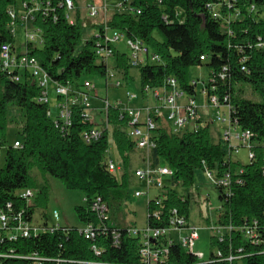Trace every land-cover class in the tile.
<instances>
[{"label": "trees", "instance_id": "obj_1", "mask_svg": "<svg viewBox=\"0 0 264 264\" xmlns=\"http://www.w3.org/2000/svg\"><path fill=\"white\" fill-rule=\"evenodd\" d=\"M77 6L78 1L73 0ZM218 0H129L123 1L126 12H116L107 21L111 28L122 31L128 38L138 39L162 57L161 63H148L140 68L143 92L163 87L168 78H175L188 94H197V84L188 80L192 66L203 65L202 55L210 67L209 94L221 102L230 97L231 116L237 125L253 134L252 149L256 156L240 164L227 156L225 144L214 142L209 123L198 129L185 128L179 133L164 123L156 135V147L150 151L152 166H168L173 175L164 179L166 198L164 209L179 208L187 217L190 199L180 195L176 188L194 185L198 169L211 170L217 175L232 173L231 194L219 188L217 224L234 229L220 242L213 241L227 256L231 252L241 255L235 264H264V50L257 48L264 41V0H256L260 9L234 21L233 35L224 31L220 20L208 11V4ZM38 7L34 29L40 31L42 48L30 44V52L39 55L43 67L60 84L68 82L78 88L92 76L107 77L108 64L95 55L94 38H85L84 26L77 15L72 22L68 17L65 0H0V44L11 42L16 47V35L11 34L10 9L22 10V4ZM243 4V3H242ZM126 5V6H124ZM78 7V6H77ZM245 8V5H243ZM79 8H77L78 11ZM140 11L141 13H137ZM245 11V10H244ZM104 24L93 25L96 32ZM116 67L128 77L130 56L117 53ZM246 57L245 61L242 59ZM246 69H243V67ZM224 73L222 79L220 74ZM93 81V80H92ZM214 88V90L212 89ZM258 94L261 101L251 95ZM39 87L27 73L0 69V141L7 144L10 125L19 128L20 137L6 148L4 166L0 167V211L7 203L15 210L25 209L26 219L32 222L34 206L19 197L29 188L30 170L39 166L45 173L59 178L69 189H81L86 205L76 207L84 225L98 227L99 220L92 210L95 197H102L109 205L106 230H97V237L89 240L78 227L61 226L54 232L45 231L28 238L0 240L2 264H141L140 242L129 233L130 227H120L111 215L118 214L128 197L127 185L133 178L132 158L138 151L136 141L128 135L129 118L121 108L113 107L108 115L111 129L98 141L87 143L81 133L89 124L78 114L65 131L57 128L48 116L49 105L38 101ZM123 115V117H122ZM14 141V142H15ZM113 142L123 163L120 176L109 170V148ZM142 161L147 152L143 149ZM140 185L142 186L143 183ZM257 221L259 242L244 238L238 230L246 222ZM164 225V223H160ZM44 226H49L47 222ZM120 233L115 244L114 232ZM96 246L100 253L93 249ZM241 249V250H240ZM216 254L211 253L210 259ZM162 264H229L228 261H199L183 247L173 245L170 258Z\"/></svg>", "mask_w": 264, "mask_h": 264}, {"label": "built area", "instance_id": "obj_2", "mask_svg": "<svg viewBox=\"0 0 264 264\" xmlns=\"http://www.w3.org/2000/svg\"><path fill=\"white\" fill-rule=\"evenodd\" d=\"M65 2L68 10V17L74 22L75 18L71 11H76V5L73 0H65ZM120 5L123 7V3ZM243 5H245V8ZM22 8V10H9L11 16L10 30L13 35H16L17 33V23L22 22L24 25H27L29 22H32L35 12L38 10V7H29L27 3H23ZM207 8L215 19L221 21L224 31L231 36L233 35L232 25L235 20L243 19L249 13L253 15L261 10L256 0H218L217 2L208 4ZM107 9L106 0L105 3L101 5H98L97 3L92 4L88 8V15L90 17H97L102 13H106ZM261 12L262 15H264V11ZM137 13L141 12L137 11ZM35 31L40 34L38 29H35ZM94 35L95 55L99 61L106 64H108V60L115 54L116 42L123 38L126 39V43L131 49V67H141L148 63L162 62V57L159 53L149 48L140 40L128 38L122 31L111 28L107 24L102 31L96 32ZM37 37L38 35L34 34L29 29H26V40L23 43L22 51H19L17 47H14L11 42L1 43L0 69L5 72L17 71L19 74L27 73L35 80L39 87V95L36 99L49 105L48 116L54 119L57 128L61 131H65L70 127L76 116L81 114L82 121L89 124V126L81 133L83 140L87 143L100 140L105 135L106 130L111 129V123H109L108 120L109 112L113 107L121 108V111L125 112V116L129 118V126L127 129L128 135L136 141V145L139 149H143L147 152L145 160L133 170V174L139 180V183H143L141 189L135 191L136 197L149 195V191L153 187L164 188V179L173 175V170L168 166H152L150 161V151L156 147V135L163 124V119L164 121L167 120L168 122H173L177 127L175 130L176 132L181 131L184 128L198 129L201 125H204V122L201 120L202 115L199 112V96L206 100L209 107L216 110V121H226V119L220 114V108L226 107L229 111V126L224 133V141L225 144L228 145V150L226 147L228 153L227 156L232 159L231 156L234 151L238 152L241 147H248L250 150V161L255 158L256 154L252 149L251 144L253 134L250 130L240 128L237 125V122L232 119V105L228 103L230 97L225 95V102H221L215 94H209L207 87L209 83L214 82L215 78H213V76L208 77L207 80L193 81V83L197 84V94L195 96L185 92L179 86V83L175 78H168L165 86L154 90L156 97L163 100L162 108L157 107L156 109H152L148 106L139 109L128 108L124 107L120 101L112 103L107 98H101L102 105L100 107H95L91 101L92 97L99 96L92 80L88 79L84 81L82 86L78 88L73 83L68 82L67 84H60L51 78L48 71L43 67L41 59L30 52L29 45H34ZM256 47L264 50V41L259 39L256 43ZM207 59L208 57L206 55H202L200 58L203 62ZM245 59L246 57H244L242 61H245ZM243 69H246V67L244 66ZM111 77L112 74L108 72L106 82H109ZM220 77L224 79L225 74L221 73ZM115 85L116 87L121 86L122 81L117 79ZM212 89L214 90V88ZM52 90L55 94L54 106L57 110L56 115H54L51 107ZM127 95L129 99L136 97L135 94L127 93ZM163 109L167 110L166 117L162 115L161 110ZM96 110H100L104 117L101 121L95 124L91 113ZM187 124H189V126H186ZM232 128L235 130L234 133ZM2 146L4 145L0 141V150ZM20 146V142H14L15 148ZM108 163L109 170L112 173L117 174L123 169L120 162H116L111 158H109ZM204 172L216 186H222L227 190V194H231L232 173L230 171H224L221 176L208 169ZM33 194V190L27 188L19 192V197L28 201ZM165 198L166 193L159 194L152 199L148 197V216L146 226L143 228L136 226L129 228L130 235L139 239L141 264L165 263L170 258V248L177 244L195 255L196 258L202 262H208L213 259H224L225 261H228L229 264H235L237 260L241 259V255H235L231 250L227 256H224L223 251L218 248L217 251H213L214 254H216L215 258L205 260L203 254L195 251L196 242L200 238L199 231L201 228L190 223L179 208H169L166 211L164 209ZM91 207L99 220L98 227H94L92 224H87L84 225V227L79 228L80 232L89 240L97 237V230H106L107 227L105 222L109 217V205L102 199V197H95L91 203ZM54 217L58 220V212H54ZM161 222L164 223V225H160ZM257 224V221H254L253 224L251 222H246L240 226L238 230L242 232L246 240L257 243L260 240ZM61 226L63 225L54 224L49 226H35L33 222L26 219L25 209L15 210L10 202L7 203L5 209L0 211V240L2 241L5 240V238L10 241L17 240L20 237L28 238L45 231L54 232ZM211 229L215 233L214 237L220 242H223L225 241L227 234H229L234 227L232 225L223 226L216 224ZM113 234L115 244H119L120 233L115 231ZM93 249L96 253H100V250L96 246H93ZM7 255H9V253H0V256ZM0 264L2 263L0 262Z\"/></svg>", "mask_w": 264, "mask_h": 264}, {"label": "rangeland", "instance_id": "obj_3", "mask_svg": "<svg viewBox=\"0 0 264 264\" xmlns=\"http://www.w3.org/2000/svg\"><path fill=\"white\" fill-rule=\"evenodd\" d=\"M76 8H79L78 11L75 8V12L71 11L75 21L77 20V15H79L80 20L83 24L85 38H90L92 35L96 34V31L92 27L93 25L107 24L108 19L116 12H126V8H123L120 4L124 0H106L107 12L102 13L97 17H90L88 15V8L92 4L101 5L105 3V0H77ZM131 0H129V3ZM126 6V5H124ZM33 22H29L27 25H24L22 22H18L16 39L17 45L23 46L25 42L26 29H29L34 34L38 35L34 45L38 48H42V43H40L41 36L34 29ZM92 50H95L94 46H91ZM20 50V47H19ZM115 50L117 53H125L126 56H130L131 49L126 43V39L116 42ZM39 57V55H38ZM117 56L114 55L108 60V69L112 74V77L109 79V82H106L105 77L92 76L93 83L96 86V92L101 98H107L112 103L120 101L124 107L128 108H143L148 106L149 108L156 109L162 108L163 100L156 97L154 90L149 89L146 91V94L143 92L140 76L139 67H129L128 77L123 75L121 70L117 68L116 65ZM210 73V67L204 62L200 66H192L188 70V80L190 82L194 80L201 81L203 79L207 80ZM119 79L122 81V85L116 87V80ZM129 94H135L136 97L129 99ZM51 107L53 109L54 115L57 114L55 108V94L52 90L51 92ZM99 97H92V103L95 107H100L102 105V99ZM254 101H261V98L258 94H253L250 96ZM162 115L166 117L167 110L163 109ZM199 112L202 115V121L209 123L211 137L214 142L224 141V133L226 128L229 126V111L226 107L220 108L221 116L226 119V121H216L217 112L214 108L204 106L199 103ZM93 116L94 123H98L104 117L101 114L100 110L93 111L91 113ZM163 123L166 126H169L172 130H176V125L171 122L163 119ZM186 126H189L187 124ZM191 127V125H190ZM185 129V128H184ZM233 133L235 130H233ZM183 133V131H179ZM7 144L2 146L0 150V167L5 164L6 157V148L8 145L14 143L15 139L20 137L19 128L16 125H10L7 129ZM228 145L225 144V148ZM249 148L241 147L238 152L232 153V160L238 161L240 164H246L250 162L249 158ZM109 158L113 159L116 162H120L119 154L116 150V146L111 142L109 149ZM121 163V162H120ZM123 165V163H121ZM141 164V163H139ZM123 172V169L117 173L120 176ZM31 173V184L30 189L33 190V195L28 199L29 203L34 206L33 213V224L35 226L44 225L45 222L48 225L60 224L63 226L71 227H84V224L79 219L77 214L76 207L79 205H86L85 194L81 189H69L65 186L63 181L59 178H56L49 173H45L39 166H35L30 170ZM141 185L132 181L127 185V194L128 197L125 201V204L121 207V210L118 214H112V220L116 225L120 227H139L143 228L147 224L148 216V197L155 198L159 194L166 193L165 188L153 187L149 191V195H144L142 197H136L135 191L141 189ZM177 192L186 196L190 199V212L188 216V221L194 225L199 226L201 229L199 231L200 238L197 240L195 245V251L204 255V259L207 260L210 258L213 251H217L218 245L214 243L213 236L214 227L217 223V217L219 208L221 206V201L219 199V188L216 186L213 181L207 177V174L202 169H198L195 172L194 185L190 187H177ZM58 212V220L54 217V212Z\"/></svg>", "mask_w": 264, "mask_h": 264}, {"label": "crops", "instance_id": "obj_4", "mask_svg": "<svg viewBox=\"0 0 264 264\" xmlns=\"http://www.w3.org/2000/svg\"><path fill=\"white\" fill-rule=\"evenodd\" d=\"M16 45H17V43H16ZM16 47H17L18 50H19V47H20V50L19 51H22L23 50V47L21 45L20 46L17 45ZM98 96H99V94H98ZM99 98H101V97L99 96ZM199 103L203 104L204 106H207L206 100L204 98H202L201 96H199ZM139 163H142V151H141V149H138V151L135 152V154L133 155V158H132L133 168H135L136 166H138ZM132 181L140 184L139 183V180L135 176H133Z\"/></svg>", "mask_w": 264, "mask_h": 264}]
</instances>
